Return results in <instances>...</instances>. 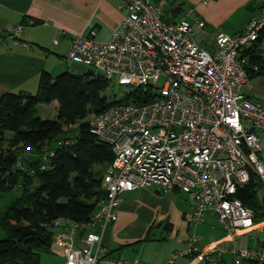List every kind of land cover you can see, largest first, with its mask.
Listing matches in <instances>:
<instances>
[{"label":"built area","instance_id":"built-area-1","mask_svg":"<svg viewBox=\"0 0 264 264\" xmlns=\"http://www.w3.org/2000/svg\"><path fill=\"white\" fill-rule=\"evenodd\" d=\"M172 1L121 0L126 13L108 41L96 40L94 31L71 39L68 60L85 64L109 84L141 88L148 100L91 115L90 131L111 147L113 159L102 174L104 194L89 220L55 221L59 229L54 237L63 246L64 264L99 263L102 233L116 220L122 194L134 189L156 186L161 193L177 189L187 194L194 224L210 211L229 234L255 225L253 211L234 195L251 177L264 186L256 134L264 131V106L247 95L252 78L240 57L264 32V0L243 30L217 32L211 49L194 39L187 18L193 17L200 28L204 21L193 8L185 7L174 22L162 20ZM21 28L7 26L6 32L18 36ZM53 154L47 149L41 155V169ZM76 232H83L84 246L74 245ZM188 242L190 255H200L207 264L220 263V246L203 251L196 235ZM231 252L233 264L264 259L260 249L233 246ZM107 262L143 264L116 256Z\"/></svg>","mask_w":264,"mask_h":264},{"label":"trees","instance_id":"trees-1","mask_svg":"<svg viewBox=\"0 0 264 264\" xmlns=\"http://www.w3.org/2000/svg\"><path fill=\"white\" fill-rule=\"evenodd\" d=\"M184 8V1L172 4L162 20L176 21ZM263 44L261 32L241 51L251 78L264 74ZM108 85L90 71L54 76L42 71L34 93L19 90L0 95V193L15 191L0 207V264H41L42 255L50 252L57 219L85 222L96 210L104 194L102 174L113 152L91 133L88 117L114 105L148 100L141 88H132L121 100L110 102L103 96ZM53 101L57 102L55 118L39 117L37 105ZM47 149L54 154L41 169V155ZM261 186L251 177L234 195L253 211L254 222L264 221V195L258 196ZM246 261L264 264V259Z\"/></svg>","mask_w":264,"mask_h":264},{"label":"crops","instance_id":"crops-1","mask_svg":"<svg viewBox=\"0 0 264 264\" xmlns=\"http://www.w3.org/2000/svg\"><path fill=\"white\" fill-rule=\"evenodd\" d=\"M180 1L170 3L174 6ZM183 1L185 7L193 8L204 21L200 28L193 17L187 18L195 41L207 49H211V40L217 32L232 35L243 30L262 5V0ZM172 4L166 5L164 12ZM125 13L121 0H0V95L19 90L34 93L42 71L54 76L65 69L74 35L86 37L94 31L96 40L108 41ZM18 24L22 25L18 36L6 32L7 26ZM247 95L264 106V74L252 78ZM121 199L116 220L107 224L102 233L98 264H109L107 259L113 256L143 264H202L200 255L188 253L192 235L198 236L203 251L216 246L223 249L219 264H233L236 257L231 249L237 247L238 239L264 231V221L235 234H229L223 227L221 231L212 230L206 227L207 218L216 220L210 211L203 222L194 224L191 201L177 189L161 193L156 186L139 188L123 193ZM58 229L57 226L56 232ZM83 237V232H76L74 245L84 246ZM240 247L260 249L264 254V242ZM239 261L248 264L245 259ZM41 264H64L63 246L54 235L50 252L42 255Z\"/></svg>","mask_w":264,"mask_h":264},{"label":"rangeland","instance_id":"rangeland-1","mask_svg":"<svg viewBox=\"0 0 264 264\" xmlns=\"http://www.w3.org/2000/svg\"><path fill=\"white\" fill-rule=\"evenodd\" d=\"M183 1V0H181ZM208 47V46H207ZM264 47V44L263 46ZM64 71H68V66L66 65L64 70L58 71L55 74H59L61 72ZM87 71H90L91 73H93L92 69H88ZM161 82V80L159 81ZM131 87L128 86H122V85H118L116 83H110L107 88L104 90L103 92V96H105L107 98L108 101H114V100H121L125 94L131 90ZM53 103H49V104H38L37 105V115L43 119H54L56 116V102ZM91 118V116L88 117V120ZM70 129V128H67ZM74 134V132H73ZM258 134V138H259V143H260V147H261V158L262 161L264 162V131H257ZM6 135L9 136L10 132H6ZM15 193V191H10V192H6V193H0V207L4 205V203ZM264 195V186H261L258 189V196L259 198H261ZM206 227L210 228L212 230L217 229L221 231V225L216 222V220H211L209 218H207L206 220ZM199 224V223H197ZM2 233L0 234V238H2ZM250 237H252V239H250ZM237 247L240 246H247L248 244L251 246H257L259 243L264 242V231L259 232V231H255L253 232V234L251 235H244L242 237H240L237 241ZM264 250V248H263Z\"/></svg>","mask_w":264,"mask_h":264},{"label":"water","instance_id":"water-1","mask_svg":"<svg viewBox=\"0 0 264 264\" xmlns=\"http://www.w3.org/2000/svg\"><path fill=\"white\" fill-rule=\"evenodd\" d=\"M68 71L85 75L87 73V66L83 63L75 62L72 60L67 61Z\"/></svg>","mask_w":264,"mask_h":264}]
</instances>
